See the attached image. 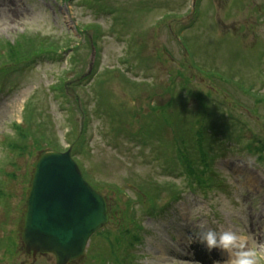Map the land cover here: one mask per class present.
<instances>
[{
  "label": "rangeland",
  "instance_id": "1",
  "mask_svg": "<svg viewBox=\"0 0 264 264\" xmlns=\"http://www.w3.org/2000/svg\"><path fill=\"white\" fill-rule=\"evenodd\" d=\"M36 34L52 37V43L18 40ZM93 37L96 57L89 46ZM0 44L7 47L0 52V190L6 195H0V264L54 263L50 255L34 262L21 239L34 163L49 147L37 144L20 153L7 145L29 100L38 111L41 106L47 134H56L61 148L69 146L70 127V140L83 130L77 159L90 177L119 189H102L109 221L68 264H119L116 257L133 264L131 250L137 264H230L228 253L209 254L191 244L213 230L242 235L244 250L256 252L257 264H264V152L248 151L244 141L264 142V0H0ZM30 46L63 53L34 64L11 61L16 49ZM112 68L125 76L106 71ZM198 102H211L231 122L236 119L231 133L244 130L241 142L218 135L226 154L207 161L211 167L214 161L223 187L207 196L198 185L192 191L166 155L156 152L163 136L146 143L136 137L151 114L171 123L176 112L186 126L195 123ZM118 118L125 119L120 131ZM154 123L150 127L159 131ZM155 181L174 183L181 199L146 190ZM115 236L121 251H107Z\"/></svg>",
  "mask_w": 264,
  "mask_h": 264
},
{
  "label": "water",
  "instance_id": "2",
  "mask_svg": "<svg viewBox=\"0 0 264 264\" xmlns=\"http://www.w3.org/2000/svg\"><path fill=\"white\" fill-rule=\"evenodd\" d=\"M107 221L104 198L86 183L69 151L38 159L24 219L27 252H51L56 264H66L83 254L91 235Z\"/></svg>",
  "mask_w": 264,
  "mask_h": 264
},
{
  "label": "trees",
  "instance_id": "3",
  "mask_svg": "<svg viewBox=\"0 0 264 264\" xmlns=\"http://www.w3.org/2000/svg\"><path fill=\"white\" fill-rule=\"evenodd\" d=\"M25 38V35H20L18 40H23ZM26 39L36 43H43L37 37ZM17 43L21 45L22 42ZM3 48L6 49L7 47H4L2 44H0V52ZM35 50L40 51L39 49ZM35 50L32 47L30 49L25 47L23 49V47H20L13 52L11 61H17L18 58L24 60L33 52H35ZM11 53L12 52H10V54ZM210 103L198 102V108L194 115L195 119H193L195 123H192L188 126L185 125L186 122L184 119L181 121V115H177L176 112L169 116L172 121L171 123L176 126L177 131V133L174 132V138L172 139L170 147L172 148V153H175L177 156L176 160L178 162V168L185 175L186 179L191 180V182H189L190 185L197 184L198 186L201 185L205 188H207L206 184L209 183V179H207L208 174L206 173L211 171L210 168H208L209 165L207 163L209 158L208 155L214 153L215 143L217 140L211 131H215L216 128L219 131L222 129L228 130V128L230 129V127L234 126V122H231V119L228 117V115L223 113L220 114V108ZM25 119V126L17 127L18 136L14 139H11L8 143V145L12 147V150L15 152H23L27 148V144L24 142L25 139H27V136L30 134V130L32 129L30 123L36 120L33 110L27 111ZM160 119L161 118L158 115H152L149 123H147L146 126L152 125V121L156 120L154 125H156L160 130H163L161 129L163 128L162 124L167 125L170 123L167 121H162L163 119L159 121ZM31 136H33L32 132ZM163 188L165 190L164 192H168L170 195L176 196L175 189H177V187L175 185L165 184V186L163 185ZM154 190L159 191V188H155Z\"/></svg>",
  "mask_w": 264,
  "mask_h": 264
},
{
  "label": "clouds",
  "instance_id": "4",
  "mask_svg": "<svg viewBox=\"0 0 264 264\" xmlns=\"http://www.w3.org/2000/svg\"><path fill=\"white\" fill-rule=\"evenodd\" d=\"M191 244L205 247L209 254L217 251L228 253L230 264H257V253L244 250L242 235L234 231H207L204 238L192 239Z\"/></svg>",
  "mask_w": 264,
  "mask_h": 264
},
{
  "label": "bare ground",
  "instance_id": "5",
  "mask_svg": "<svg viewBox=\"0 0 264 264\" xmlns=\"http://www.w3.org/2000/svg\"><path fill=\"white\" fill-rule=\"evenodd\" d=\"M261 219H259L260 224H264V214H261Z\"/></svg>",
  "mask_w": 264,
  "mask_h": 264
}]
</instances>
